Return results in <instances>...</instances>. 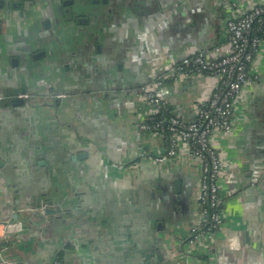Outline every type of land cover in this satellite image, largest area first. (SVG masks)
<instances>
[{
	"label": "crops",
	"instance_id": "1",
	"mask_svg": "<svg viewBox=\"0 0 264 264\" xmlns=\"http://www.w3.org/2000/svg\"><path fill=\"white\" fill-rule=\"evenodd\" d=\"M231 1L248 6L255 0ZM91 3L105 6L98 14L104 16L103 30L95 33L103 32L101 39L87 40L105 47L104 54L90 53L97 65L81 59L78 68L76 56L61 93L54 91L58 81L36 77L46 81L38 86L42 95L66 98L1 106L0 223L15 222L22 204L37 206L38 200L50 203L52 214L8 239L2 225L0 264H52L59 254L65 264H147L150 255L157 264H199L180 256L199 222L195 166L188 160L152 162L161 146L139 134V90L171 62L226 41L224 0ZM7 20L0 12V25ZM80 32L78 27L68 36L74 45ZM75 50L68 45L64 52ZM257 64L261 81L246 96L253 114L222 142L228 163L221 180L225 222L210 259L200 264H264V52ZM13 83L15 88L25 81ZM208 91L205 82H188L173 87L169 101L188 116L194 100ZM43 103L49 104L42 108ZM116 163L128 169L118 171Z\"/></svg>",
	"mask_w": 264,
	"mask_h": 264
},
{
	"label": "built area",
	"instance_id": "2",
	"mask_svg": "<svg viewBox=\"0 0 264 264\" xmlns=\"http://www.w3.org/2000/svg\"><path fill=\"white\" fill-rule=\"evenodd\" d=\"M224 7L228 14L224 43L208 50H194L181 62H172L166 72L139 90V134L150 136L161 146L157 154L151 155L152 162L164 166L188 160L195 166L199 222L186 239L194 252L185 260L199 264L210 259L225 222L221 180L228 163L223 157L222 142L234 134L241 120L248 118L247 93L262 77L257 63L264 52V0H255L248 6L224 0ZM194 81L207 83L209 91L195 99L191 113L184 116L171 104L169 94L173 87ZM135 166L138 167L133 164L132 168ZM43 210L22 205L19 215L27 224L42 222L46 219ZM2 225L5 239L24 230L21 221ZM13 226L17 229L11 230ZM52 264L62 262L55 258ZM208 264L215 263L210 260Z\"/></svg>",
	"mask_w": 264,
	"mask_h": 264
},
{
	"label": "flooded vegetation",
	"instance_id": "3",
	"mask_svg": "<svg viewBox=\"0 0 264 264\" xmlns=\"http://www.w3.org/2000/svg\"><path fill=\"white\" fill-rule=\"evenodd\" d=\"M92 2L97 3L98 0H93ZM103 2L105 1H102L101 3ZM65 3L67 6L64 5ZM71 3L74 4L72 5ZM14 4L20 8L14 9L12 7V5ZM40 4L50 7V11L48 13L49 16L45 15L46 11L44 12L42 11V7L40 6ZM30 5L32 6V9L36 6L34 11L36 17L38 18L37 26L43 28V30H41L40 28L39 30L43 35L44 42L49 41L51 43L54 42V37L56 38L57 36V30H55L56 27L54 24H57V21L60 20L61 18L68 21L66 18V14L64 12L68 9L71 10L74 17L72 20L69 21L78 25L81 30L80 33L82 34H80L81 39L77 41L78 43L77 45H74L73 43L69 45V47H72V49L74 50L76 48L75 51L72 52L70 51L71 52L70 56L67 57L66 52H64L65 47H68V45L64 46L60 42H58L57 44H61L60 47L61 50L60 49L49 50L46 47H42L40 45L41 42H37L36 48L33 49V51L31 52L28 44L26 43V39L23 38L24 35H29L28 33L29 22L27 17L30 14L29 13ZM74 7H75V0H11V1L8 0L6 2L3 1L0 2L1 16H3L6 20L8 19L6 21L7 22L6 25L4 26L3 24L0 25V34L5 36L9 40V42L11 43L16 42V44L12 46L8 45L9 60L7 58L4 59L6 70H4V66H2V63L0 62V111L4 110L2 109L3 107H1L3 105L5 106L8 104H12L13 106H17L32 102L34 100H38L40 98L41 99L47 98V96L50 95H52L51 97H57L58 100L68 97L67 95H65V93L63 94L48 93L46 95L45 94L42 95L41 91L38 90L39 89L38 86H40L43 80L42 81L41 79L38 80L36 77H43L45 80L49 79L50 81L51 80L58 81L54 87L56 88L54 89V91L61 93L63 87L65 86L62 79L68 77L71 74L70 73L71 66L75 62L76 56L79 57L78 61L76 62L78 63V68L82 67L81 59L84 60L88 59V61L90 59L91 64H93L94 66L97 65V62H94L92 58H89L90 53H92L93 51H97L98 53L104 54L105 47L101 45L92 44L93 42L91 41L88 42L87 40H89L90 38H93L95 40L98 39L100 40L101 39L100 37L101 35H103V32L98 33L96 36V34L92 33L91 31L90 33H88L89 31L88 28L91 27V25L93 24L95 28L99 29L100 31L103 30L102 29L104 25L103 22L105 21L104 16L102 15L92 16V17H90V15L86 16L87 14L86 11H84L80 15L78 14L79 8L74 10ZM72 13H68V14H72ZM12 16L13 19H11ZM78 21H81L82 23H78ZM80 24H84L85 26L84 25L80 26ZM7 26L10 27L12 26L11 29L14 30V32L11 31V34L7 33ZM104 37L106 38V35ZM67 41L70 40L68 39ZM46 52H47L46 54L47 58L42 57L43 56L42 53H46ZM54 53H57V55L54 57H52V55L51 56L49 55ZM67 54H69V51L67 52ZM32 56H36L37 59L39 60H32ZM39 62L40 63L46 62L48 68L39 72V70H37L38 68L37 63ZM74 70L77 72L78 69L74 68ZM20 78H24L25 83H23V85L20 84L19 85L20 87L18 86L12 88V86L15 84L13 82H15L16 79L19 80ZM155 79L151 80L149 83H151ZM4 85L7 86L6 89H2V86ZM48 104L49 103H43L41 104V106L43 108L48 106ZM113 167L118 171L128 169L127 164L116 163L113 165ZM63 260L64 259L62 258L61 261L62 264H65Z\"/></svg>",
	"mask_w": 264,
	"mask_h": 264
},
{
	"label": "rangeland",
	"instance_id": "4",
	"mask_svg": "<svg viewBox=\"0 0 264 264\" xmlns=\"http://www.w3.org/2000/svg\"><path fill=\"white\" fill-rule=\"evenodd\" d=\"M91 2H92V0H91ZM91 2L85 1V0H75L74 10L79 8V11L80 10H85L87 13L89 12V14L91 13V14H94V16H98V14L101 11L100 9L103 10V7H105V6H101L100 7V5L99 6L98 5H93ZM40 6L42 7V11L43 12L50 9L49 6H44L42 4H40ZM35 8H36V6L32 9V6L30 5V11H29L30 14L27 17L28 22H29V28H28L29 35H24V37H23L24 39H26V43L28 44V46L31 49V51H33V49L36 48V43L37 42H41L40 45L42 47L48 48L49 50L60 49L61 44L66 46V45H70V44L73 43L74 40L73 41L72 40L71 41H67V40L64 39V36H66V38L68 39V36H71L72 33H74L76 35L78 33V27L79 26L76 25L75 23H72L70 21H66V20H64L62 18L57 21V24H54L55 27L57 28V29L55 28V30H57V36H56V38L54 37V42L53 43H51L49 41L44 42L43 35L40 32V30H39V28L41 30H43V28L40 27V26H37L38 18L35 15V11H34ZM11 27L7 26V33H9V34H11V31L14 32V30H12ZM92 28H95L93 26V24L91 25V27L88 28L89 29L88 33H90ZM93 32H94V34H95V32H97L96 28H95V30ZM51 33H53V32H51ZM58 42H60L61 44H57ZM14 44H16V42L11 43V42H9V40L5 36L0 34V55H1L0 62L2 63V66H4V70H6V67H5V64H4V59L5 58H7V59L9 58L8 45L12 46ZM150 142H151V140H150ZM143 143L147 144L146 141H144Z\"/></svg>",
	"mask_w": 264,
	"mask_h": 264
},
{
	"label": "water",
	"instance_id": "5",
	"mask_svg": "<svg viewBox=\"0 0 264 264\" xmlns=\"http://www.w3.org/2000/svg\"><path fill=\"white\" fill-rule=\"evenodd\" d=\"M98 3V2H97ZM72 5L74 4V3H71ZM65 6H67L66 5V3L64 4ZM12 7L14 8V9H16V8H20V7H18V6H16L15 4L14 5H12ZM65 14H66V18H67V20L69 21V20H72L73 19V17H74V15H73V13L71 12V10H66L65 12H64ZM68 13H72V14H68ZM86 21V20H85ZM78 23H82L81 21H78ZM87 23V22H86ZM31 50V49H30ZM32 52V51H31ZM68 52V51H67ZM67 52H66V56L68 57V56H70V54H71V52H69V54H67ZM46 54H47V52L46 53H42V57H46ZM50 56L52 55V57H54V56H56L57 55V53H54V54H49ZM42 57H40V58H42ZM43 58V59H44ZM47 58V57H46ZM32 60H39V59H37V57L36 56H32ZM36 63V62H35ZM35 65V64H34ZM51 65V64H50ZM37 66H38V68H37V70H39V72H41L42 70H45V69H47L48 68V66H47V63L46 62H39V63H37ZM36 66V67H37ZM250 108V106L248 107V109ZM252 108V107H251ZM249 111V114H248V118H250L251 117V114H253V111H251L250 109L248 110ZM247 118V119H248ZM4 166V163L2 162H0V168L1 167H3ZM9 169V168H8ZM176 187H177V192L178 193H180L181 192V186H180V184H177L176 185ZM162 191H163V195H165V194H167V188H166V186L165 187H163L162 188ZM153 197H155V194L153 195ZM166 197V196H165ZM164 197V198H165ZM163 198V199H164ZM172 199H173V197H172ZM40 201L41 200H38L37 201V206H35L37 209H44L43 211L46 213V216L45 217H48V216H50V214H52V212H51V210H49V209H46V207L47 208H49L50 207V203H49V205H47L46 203H44V202H41L40 203ZM52 204L51 205H53V203H55V202H51ZM22 205H24V204H22ZM28 205V204H27ZM58 205V204H57ZM15 209H17V207L15 208ZM14 220H15V222H23L24 223V230L25 229H27V223L25 222V221H23V218L22 217H20V215H19V208L17 209V215H15L14 216ZM50 221V220H49ZM7 223H9V222H2V224H7ZM1 224V223H0ZM45 227H47V226H45ZM183 243V245H185L186 246V248L184 249V251H183V249L181 248V251H183L182 253H181V258H183L184 260L186 259L187 260V256H190L191 255V251L192 252H194L191 248H189L188 246H187V244H186V241L185 242H182ZM4 245H7V244H5L4 243ZM160 258H162L161 256H160ZM146 259L148 260V262H147V264H157V262H156V260H155V258L153 257V255H150V256H148V257H146ZM185 260V261H186ZM9 260L8 259H6L5 260V262H8ZM176 262V264L178 263L177 261H175ZM207 264H208V262H207Z\"/></svg>",
	"mask_w": 264,
	"mask_h": 264
},
{
	"label": "trees",
	"instance_id": "6",
	"mask_svg": "<svg viewBox=\"0 0 264 264\" xmlns=\"http://www.w3.org/2000/svg\"><path fill=\"white\" fill-rule=\"evenodd\" d=\"M57 259H58L59 261H62V255L59 254L58 257H57Z\"/></svg>",
	"mask_w": 264,
	"mask_h": 264
},
{
	"label": "bare ground",
	"instance_id": "7",
	"mask_svg": "<svg viewBox=\"0 0 264 264\" xmlns=\"http://www.w3.org/2000/svg\"><path fill=\"white\" fill-rule=\"evenodd\" d=\"M15 229H17V228H16V227H14V226H13V227H11V230H15Z\"/></svg>",
	"mask_w": 264,
	"mask_h": 264
}]
</instances>
